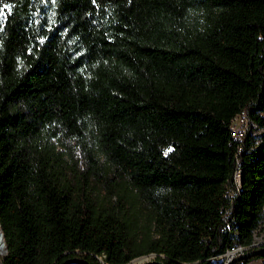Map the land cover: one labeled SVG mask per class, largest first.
<instances>
[{
	"label": "trees",
	"instance_id": "trees-1",
	"mask_svg": "<svg viewBox=\"0 0 264 264\" xmlns=\"http://www.w3.org/2000/svg\"><path fill=\"white\" fill-rule=\"evenodd\" d=\"M263 220L264 0H0L1 264H222Z\"/></svg>",
	"mask_w": 264,
	"mask_h": 264
},
{
	"label": "built area",
	"instance_id": "built-area-1",
	"mask_svg": "<svg viewBox=\"0 0 264 264\" xmlns=\"http://www.w3.org/2000/svg\"><path fill=\"white\" fill-rule=\"evenodd\" d=\"M256 127H257L256 123L252 119H250L245 109H241L231 118L230 123H229V130H230L231 137L237 142L238 148L240 147L239 144L244 139L247 131H251L252 134H255L258 132ZM239 165H240V158L237 156L235 158V167H234V171L232 175V183L235 189L240 188L241 169ZM227 193L229 196H232L233 194L232 186L227 187ZM229 212H230V209L226 208L222 215V220H223V226L221 228L222 230H226L227 228L230 227V222L228 219ZM262 225H264V220L260 222V224L258 225L256 229L253 230V238H252L251 243H249L248 245H242L237 242H232L228 247H226V249L217 256V258H219L222 261V264H229L237 256L245 252H248L250 250H253L255 248L263 246L264 240L262 241L255 240L256 238L255 235L257 234V232H259L260 227ZM241 264H249V261L246 263H241Z\"/></svg>",
	"mask_w": 264,
	"mask_h": 264
},
{
	"label": "rangeland",
	"instance_id": "rangeland-1",
	"mask_svg": "<svg viewBox=\"0 0 264 264\" xmlns=\"http://www.w3.org/2000/svg\"><path fill=\"white\" fill-rule=\"evenodd\" d=\"M255 236H256V238H255L256 241L257 240H260V241L264 240V225H262L260 227L259 232H257V234ZM4 254H5V251L0 254V264H1V259L4 256ZM153 257H154L153 253H148V254H144L141 256L134 257L124 264H142L144 262L152 260ZM99 259H100V261H102L104 263V261L102 260L101 257H99ZM249 264H263V260L260 257L251 256L249 258Z\"/></svg>",
	"mask_w": 264,
	"mask_h": 264
},
{
	"label": "water",
	"instance_id": "water-1",
	"mask_svg": "<svg viewBox=\"0 0 264 264\" xmlns=\"http://www.w3.org/2000/svg\"><path fill=\"white\" fill-rule=\"evenodd\" d=\"M0 234H2L3 235V233H2V231H0ZM5 243V242H4ZM261 252H264V247H262V248H257V249H254V250H250V251H248V252H245V253H243V254H241V255H239V256H237L236 258H240V257H242L243 255H251V254H258V253H261ZM142 264H162L160 261H158V260H150V261H147V262H144V263H142Z\"/></svg>",
	"mask_w": 264,
	"mask_h": 264
},
{
	"label": "bare ground",
	"instance_id": "bare-ground-1",
	"mask_svg": "<svg viewBox=\"0 0 264 264\" xmlns=\"http://www.w3.org/2000/svg\"><path fill=\"white\" fill-rule=\"evenodd\" d=\"M4 251H5L4 237L2 234H0V254L3 253Z\"/></svg>",
	"mask_w": 264,
	"mask_h": 264
},
{
	"label": "snow or ice",
	"instance_id": "snow-or-ice-1",
	"mask_svg": "<svg viewBox=\"0 0 264 264\" xmlns=\"http://www.w3.org/2000/svg\"><path fill=\"white\" fill-rule=\"evenodd\" d=\"M169 151H171V149H169ZM167 154V153H166Z\"/></svg>",
	"mask_w": 264,
	"mask_h": 264
}]
</instances>
